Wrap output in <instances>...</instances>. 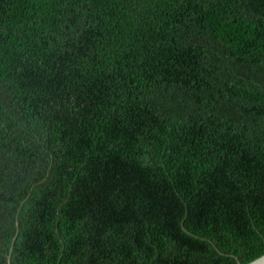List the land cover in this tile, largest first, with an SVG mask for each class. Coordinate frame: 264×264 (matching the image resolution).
Wrapping results in <instances>:
<instances>
[{"label":"trees","instance_id":"16d2710c","mask_svg":"<svg viewBox=\"0 0 264 264\" xmlns=\"http://www.w3.org/2000/svg\"><path fill=\"white\" fill-rule=\"evenodd\" d=\"M14 236L10 264L262 256L264 0H0V264Z\"/></svg>","mask_w":264,"mask_h":264},{"label":"water","instance_id":"95a60500","mask_svg":"<svg viewBox=\"0 0 264 264\" xmlns=\"http://www.w3.org/2000/svg\"><path fill=\"white\" fill-rule=\"evenodd\" d=\"M30 193V192H29ZM28 197V196H27ZM26 199V198H25ZM24 199V200H25ZM21 205V204H20ZM20 207V206H19ZM19 209V208H18ZM15 219H16V217H15ZM17 222H16V232H15V236H16V233H17ZM181 225V228L183 229V230H185L183 227H182V224H180ZM186 231V230H185ZM187 233H189L188 231H186ZM190 234V233H189ZM191 236H194V235H192V234H190ZM14 236V238L12 239V243H11V245H10V249H9V255L7 256V264H10L9 263V260H10V255H11V252H12V248H13V243H14V241H15V239H16V237ZM194 237H196V236H194ZM198 238V237H197ZM200 239H202V238H200ZM203 240H206V239H203ZM210 242V241H209ZM211 243V242H210ZM212 244V243H211ZM212 246L214 247V249L217 251V248H216V246H214L213 244H212ZM218 252V251H217ZM220 253V252H219ZM221 255H227V254H223V253H220ZM228 256H230V255H228ZM230 257H233V256H230ZM234 258V257H233ZM236 259V258H235ZM236 262H237V264H240L239 262H238V260L236 259ZM247 264H264V254L262 255V256H260L259 258H257V259H255V260H253V261H251L250 263H247Z\"/></svg>","mask_w":264,"mask_h":264}]
</instances>
